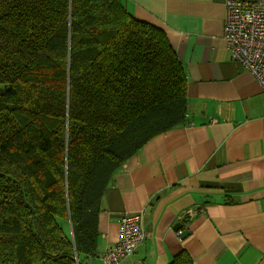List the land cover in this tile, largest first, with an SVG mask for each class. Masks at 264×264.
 <instances>
[{
  "label": "trees",
  "instance_id": "obj_1",
  "mask_svg": "<svg viewBox=\"0 0 264 264\" xmlns=\"http://www.w3.org/2000/svg\"><path fill=\"white\" fill-rule=\"evenodd\" d=\"M187 84L166 33L123 0H0V264L97 258L106 189L186 126Z\"/></svg>",
  "mask_w": 264,
  "mask_h": 264
},
{
  "label": "crops",
  "instance_id": "obj_2",
  "mask_svg": "<svg viewBox=\"0 0 264 264\" xmlns=\"http://www.w3.org/2000/svg\"><path fill=\"white\" fill-rule=\"evenodd\" d=\"M227 1L123 0L166 33L182 63L187 124L151 140L115 175L90 264H103L122 217L138 213L145 240L127 264H169L183 250L194 264H264V90L225 45Z\"/></svg>",
  "mask_w": 264,
  "mask_h": 264
},
{
  "label": "built area",
  "instance_id": "obj_3",
  "mask_svg": "<svg viewBox=\"0 0 264 264\" xmlns=\"http://www.w3.org/2000/svg\"><path fill=\"white\" fill-rule=\"evenodd\" d=\"M223 40L232 58L264 90V0L227 1ZM144 240L143 213L124 215L119 240L108 249L103 264H127Z\"/></svg>",
  "mask_w": 264,
  "mask_h": 264
},
{
  "label": "water",
  "instance_id": "obj_4",
  "mask_svg": "<svg viewBox=\"0 0 264 264\" xmlns=\"http://www.w3.org/2000/svg\"><path fill=\"white\" fill-rule=\"evenodd\" d=\"M183 229V224L182 223H177L175 226H174V230L176 231H180ZM190 232L187 230V229H184L181 231L180 233V236H181V239H185L189 236Z\"/></svg>",
  "mask_w": 264,
  "mask_h": 264
}]
</instances>
